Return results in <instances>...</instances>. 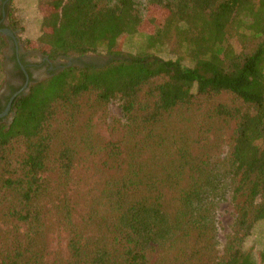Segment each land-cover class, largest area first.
Returning a JSON list of instances; mask_svg holds the SVG:
<instances>
[{
    "label": "trees",
    "instance_id": "obj_1",
    "mask_svg": "<svg viewBox=\"0 0 264 264\" xmlns=\"http://www.w3.org/2000/svg\"><path fill=\"white\" fill-rule=\"evenodd\" d=\"M39 4L45 6L36 44L42 53L50 59L80 58L101 48L109 60L101 66H68L32 85L27 94L14 99L10 124L0 123V168L11 165L13 142L24 145L19 167L9 171L13 176L4 178L0 170L3 199L14 204L3 215L24 222L28 236L27 244L18 241L0 264H154V254L169 252L175 245L187 251L180 246L185 240L213 231L201 205L210 170L204 154L192 156L187 138L195 135L191 141L199 143L200 124L216 117L236 121L227 158L235 228L222 254H216L212 245L201 248L209 257L204 264H264V248L257 259L243 247L254 224L264 220V0ZM154 6L164 14L156 18L151 13ZM146 19L154 28L146 34V47L170 45L176 57L119 49L125 38L142 32ZM9 20L13 27L14 20ZM5 46L0 33V86ZM222 92L233 94L246 109L219 102L203 109L204 98ZM85 94L101 104L118 98L130 137L136 139L129 147L111 148V172L98 182L97 190L86 192L92 196L86 203L88 217L77 224L68 194L58 197L61 189L67 191L73 167V147L59 142L58 135L78 112ZM174 121L177 131L169 127ZM54 193L67 231L68 255L48 263L41 208ZM83 221L93 226L95 239L89 232L83 234ZM194 251L188 254L200 256Z\"/></svg>",
    "mask_w": 264,
    "mask_h": 264
},
{
    "label": "rangeland",
    "instance_id": "obj_2",
    "mask_svg": "<svg viewBox=\"0 0 264 264\" xmlns=\"http://www.w3.org/2000/svg\"><path fill=\"white\" fill-rule=\"evenodd\" d=\"M5 0H0V15L2 4ZM40 0H10L6 3L7 20L13 19V28L17 30L18 38L24 42L25 47L29 50H38L36 47L37 39L42 35L41 20L44 15L42 10L45 6L39 4ZM157 15H163L164 11L158 6H154L152 12ZM150 13V14H151ZM142 32L132 34L125 38L119 49L124 53H154L162 57H176L170 45L150 49L146 47V34L154 30L149 20H145L141 27ZM86 55V54H85ZM109 57L102 53L101 48L96 53H87V56L81 60H74L76 65L84 66L85 64H97L104 58ZM68 60L66 59V62ZM73 62V61H72ZM186 64H190L188 59H184ZM101 65V64H100ZM4 79V78H3ZM223 103L231 109L239 108L245 110L246 106L229 92H222L216 95L204 98L202 107L205 110L214 103ZM65 113L59 114V118ZM236 121L233 118H213L203 121L201 134L198 138L199 143L191 141L196 136L192 135L187 138L188 146L191 147V153L194 158L204 154L207 160V167L210 170V180L205 183L206 195L203 196L204 212L209 213L212 220L213 231L207 236L199 235L185 240L180 246L187 251H181L176 245L171 250L154 254V264H204L209 260L208 255L203 256L201 248L205 245H212L216 254H222L226 239L234 231L235 208L231 198V181L232 174L227 165V158L233 144L235 135ZM191 129L194 127L191 124ZM170 128L177 131V121L169 125ZM130 125L122 112L121 102L118 98L112 99L106 104L98 103L94 96L85 94L80 98L78 112L73 119H67L61 126L59 133V142L62 144L69 143L73 147L71 169V181L66 187L61 189L58 197L63 198L65 193L68 194L71 206L73 208V220L78 224L88 217L86 212V203L91 199V193L86 192L89 189H96L98 182L108 175L111 164V148L129 147L136 139V136L130 137ZM190 129V130H191ZM198 134V133H197ZM195 136V137H194ZM59 142L54 144L57 150ZM24 145L21 141L13 142L11 145L10 162L8 167H2L0 170L2 177L13 176L9 171L19 167V154L22 153ZM200 158V157H199ZM54 177V173H48ZM49 177V178H50ZM4 192L0 189V260L4 255L12 252L17 246V242L27 244L28 236H24L27 228L24 222H16L3 215L5 210L14 204L3 199ZM56 196H48L42 203V222L44 227V245L46 246L45 260L63 261L67 258V231L64 224L60 221L56 211ZM90 222L83 221L80 226L83 234L88 232L91 239H95V233L92 232L93 226L88 225ZM87 236V235H86ZM210 236V237H209ZM174 244V243H173ZM177 244V243H176ZM243 247L251 251L258 259L259 252L264 248V220L257 221L251 232L245 237ZM201 252L200 256L188 254ZM159 252V251H158ZM185 252V253H182ZM180 253V254H174ZM172 258V259H171ZM209 262V261H208Z\"/></svg>",
    "mask_w": 264,
    "mask_h": 264
},
{
    "label": "flooded vegetation",
    "instance_id": "obj_3",
    "mask_svg": "<svg viewBox=\"0 0 264 264\" xmlns=\"http://www.w3.org/2000/svg\"><path fill=\"white\" fill-rule=\"evenodd\" d=\"M5 3H7L6 0L2 4L0 15V33L6 41V46L3 49L4 79L0 86V123L8 126L15 113L13 105L16 97L27 94L32 85L49 78L60 70L68 66H78L68 65L66 59L81 60L87 54L80 58L56 57L50 59L41 51L27 49L24 42L18 38L17 30L7 20ZM3 29L10 33L1 32ZM96 63L97 66L102 64L98 59Z\"/></svg>",
    "mask_w": 264,
    "mask_h": 264
},
{
    "label": "water",
    "instance_id": "obj_4",
    "mask_svg": "<svg viewBox=\"0 0 264 264\" xmlns=\"http://www.w3.org/2000/svg\"><path fill=\"white\" fill-rule=\"evenodd\" d=\"M6 1H7V0H6ZM1 32H3V33H5V32L10 33V32H9L8 30H6V29L1 30ZM108 60H109V58H108V59H107V58H104L103 61H102V64H101V65L107 63ZM67 64H68V65H71V64H75V65H76V62H75V61L72 62L71 60H68V61H67Z\"/></svg>",
    "mask_w": 264,
    "mask_h": 264
}]
</instances>
